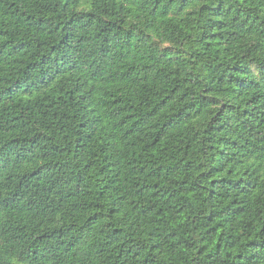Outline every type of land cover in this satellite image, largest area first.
Returning a JSON list of instances; mask_svg holds the SVG:
<instances>
[{
  "label": "trees",
  "instance_id": "1",
  "mask_svg": "<svg viewBox=\"0 0 264 264\" xmlns=\"http://www.w3.org/2000/svg\"><path fill=\"white\" fill-rule=\"evenodd\" d=\"M0 264H264V0H0Z\"/></svg>",
  "mask_w": 264,
  "mask_h": 264
}]
</instances>
